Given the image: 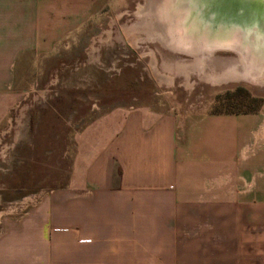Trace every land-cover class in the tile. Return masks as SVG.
Instances as JSON below:
<instances>
[{
	"label": "crops",
	"instance_id": "0c3cea01",
	"mask_svg": "<svg viewBox=\"0 0 264 264\" xmlns=\"http://www.w3.org/2000/svg\"><path fill=\"white\" fill-rule=\"evenodd\" d=\"M122 3L0 0V127ZM68 178L0 220V264H264V111L110 108L74 132Z\"/></svg>",
	"mask_w": 264,
	"mask_h": 264
},
{
	"label": "rangeland",
	"instance_id": "374dc122",
	"mask_svg": "<svg viewBox=\"0 0 264 264\" xmlns=\"http://www.w3.org/2000/svg\"><path fill=\"white\" fill-rule=\"evenodd\" d=\"M149 1L141 13L137 8L146 0L105 8L81 54L43 76L32 71L36 79L16 96L0 127V220L17 219L39 193L67 186L74 132L110 108L149 105L183 118L244 110L247 100L239 98H254L264 111V79L240 75L230 61L240 62L236 52L215 49L194 59L153 39L162 33L155 16L159 1ZM226 70L231 78L218 79Z\"/></svg>",
	"mask_w": 264,
	"mask_h": 264
},
{
	"label": "bare ground",
	"instance_id": "6f19581e",
	"mask_svg": "<svg viewBox=\"0 0 264 264\" xmlns=\"http://www.w3.org/2000/svg\"><path fill=\"white\" fill-rule=\"evenodd\" d=\"M157 1L159 3L155 16L158 21H161L162 33L160 36L152 38L159 41L162 46L191 53L194 59H196L197 54L209 56L210 53L206 51L236 49L241 53L240 62L237 60L230 61L234 63V66L237 63L236 66L240 75L255 81L264 79V0H223L233 7L232 16L239 14V10H247L249 16L246 17L248 21V26H245L246 29L221 22L212 27L207 22L206 17L209 18L211 14L215 15L217 19L221 17L231 18V16L221 13L219 3L222 0ZM146 2L142 6H138L137 11L140 13L144 11L143 6L149 5L148 2L150 1L146 0ZM199 10L200 12H198ZM206 11L211 14L208 16L206 13L201 15V12ZM229 73L228 70L221 72L218 79H227L230 76ZM154 74L160 79L163 77L155 72ZM211 77H216V75Z\"/></svg>",
	"mask_w": 264,
	"mask_h": 264
},
{
	"label": "water",
	"instance_id": "95a60500",
	"mask_svg": "<svg viewBox=\"0 0 264 264\" xmlns=\"http://www.w3.org/2000/svg\"><path fill=\"white\" fill-rule=\"evenodd\" d=\"M219 6L221 8V13L229 15V16H231V18L221 17L220 19H217V17L215 15L213 16L209 11L201 12V15H204V13H206L207 16H208V14H211V16L209 18L206 17V19H207V22L212 27L215 24H218V23L221 22V23H224V24L232 25V26H239L240 28H244V29L247 28V27H245V26H248V21L246 20V17L249 16V15L247 14V10H245V11L244 10H239L238 11L239 14H234V16H232V12L234 11V9H233V7L231 5H229V3L227 1H223L222 0L219 3ZM198 12H200V10ZM261 23H262V21H261ZM232 50H234V52H236L241 57V53L238 52V50H236V49H232Z\"/></svg>",
	"mask_w": 264,
	"mask_h": 264
},
{
	"label": "trees",
	"instance_id": "16d2710c",
	"mask_svg": "<svg viewBox=\"0 0 264 264\" xmlns=\"http://www.w3.org/2000/svg\"><path fill=\"white\" fill-rule=\"evenodd\" d=\"M234 97L236 98H239L238 95H235L234 94ZM247 100V101H246ZM241 103L243 102H247L246 103V106H245V109L244 110H224V111H212V112H224V113H243V114H247V113H255L259 110V107H260V104H261V101L259 100H255L254 98L253 99H247V98H239V100ZM250 101L252 102H255L256 104L255 105H250L248 104Z\"/></svg>",
	"mask_w": 264,
	"mask_h": 264
}]
</instances>
